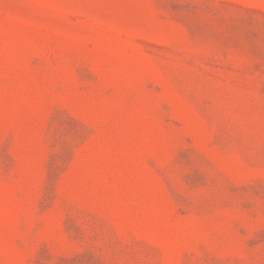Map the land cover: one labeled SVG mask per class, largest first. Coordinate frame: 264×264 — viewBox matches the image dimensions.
<instances>
[{
	"label": "rangeland",
	"instance_id": "1",
	"mask_svg": "<svg viewBox=\"0 0 264 264\" xmlns=\"http://www.w3.org/2000/svg\"><path fill=\"white\" fill-rule=\"evenodd\" d=\"M0 264H264V0H0Z\"/></svg>",
	"mask_w": 264,
	"mask_h": 264
}]
</instances>
